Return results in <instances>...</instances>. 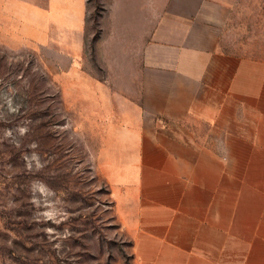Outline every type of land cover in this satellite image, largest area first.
<instances>
[{
    "label": "crops",
    "instance_id": "obj_1",
    "mask_svg": "<svg viewBox=\"0 0 264 264\" xmlns=\"http://www.w3.org/2000/svg\"><path fill=\"white\" fill-rule=\"evenodd\" d=\"M85 2L47 4L74 56ZM166 2L98 153L133 264H264V59L221 50L232 1Z\"/></svg>",
    "mask_w": 264,
    "mask_h": 264
},
{
    "label": "rangeland",
    "instance_id": "obj_2",
    "mask_svg": "<svg viewBox=\"0 0 264 264\" xmlns=\"http://www.w3.org/2000/svg\"><path fill=\"white\" fill-rule=\"evenodd\" d=\"M16 1L0 0V264H133L98 153L167 2L86 0L74 56L48 0ZM230 1L221 50L264 59V0Z\"/></svg>",
    "mask_w": 264,
    "mask_h": 264
},
{
    "label": "clouds",
    "instance_id": "obj_3",
    "mask_svg": "<svg viewBox=\"0 0 264 264\" xmlns=\"http://www.w3.org/2000/svg\"><path fill=\"white\" fill-rule=\"evenodd\" d=\"M34 159H38V158H36L35 156L33 157Z\"/></svg>",
    "mask_w": 264,
    "mask_h": 264
},
{
    "label": "trees",
    "instance_id": "obj_4",
    "mask_svg": "<svg viewBox=\"0 0 264 264\" xmlns=\"http://www.w3.org/2000/svg\"><path fill=\"white\" fill-rule=\"evenodd\" d=\"M131 245H132V242H131ZM132 257H133V254H132Z\"/></svg>",
    "mask_w": 264,
    "mask_h": 264
}]
</instances>
